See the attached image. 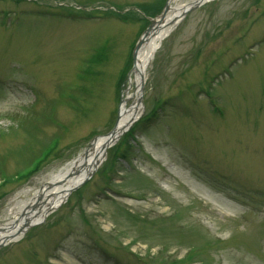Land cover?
<instances>
[{
  "label": "rangeland",
  "instance_id": "374dc122",
  "mask_svg": "<svg viewBox=\"0 0 264 264\" xmlns=\"http://www.w3.org/2000/svg\"><path fill=\"white\" fill-rule=\"evenodd\" d=\"M166 1L0 0V222L112 130L132 48ZM138 104L0 264H264V0L179 15Z\"/></svg>",
  "mask_w": 264,
  "mask_h": 264
},
{
  "label": "bare ground",
  "instance_id": "6f19581e",
  "mask_svg": "<svg viewBox=\"0 0 264 264\" xmlns=\"http://www.w3.org/2000/svg\"><path fill=\"white\" fill-rule=\"evenodd\" d=\"M176 1L168 0L166 10L151 20L147 33L135 52L132 67L127 75V84L123 88L118 106L114 133L121 131L129 119L139 114L141 110V106L137 103L139 85L141 82L144 84L147 66L161 42L173 30L174 20L191 4L197 1L206 3L212 0H189L185 3ZM109 143L113 142L109 141L107 136H98L86 149L84 157L80 153L51 172L40 188L32 191L29 200L14 199L7 217L0 222V244L17 241L21 235V226L28 223L37 224L47 209L57 206L65 197L67 190L81 181L89 172L92 162L96 159L100 160V148L107 147ZM34 201H36L34 210H28V206Z\"/></svg>",
  "mask_w": 264,
  "mask_h": 264
},
{
  "label": "water",
  "instance_id": "95a60500",
  "mask_svg": "<svg viewBox=\"0 0 264 264\" xmlns=\"http://www.w3.org/2000/svg\"><path fill=\"white\" fill-rule=\"evenodd\" d=\"M200 4H202V2H198V1L195 2V3H193V4H191V5L188 6L186 9H184L179 15H181V17H182V16L184 15V13H185L187 10L192 9V8H194V7H196V6L200 5ZM167 7H168V4H167V2H166V3L164 4V9H163L162 13L166 10ZM162 13H161V14H162ZM174 22H175V23L177 22V18L174 20ZM147 30H148V29L144 30L143 33H142V35L140 36V38L137 40V42H136V44H135V46H134L133 52H132V57H134L135 52H136L137 49L140 47V45H141V43H142V41H143V38L145 37V35H146V33H147ZM141 87H142V82L140 83L139 88H138L139 93H138L137 103H139V101H140V91H141ZM134 120H135L134 117L131 118V119H129V120H128V123L126 124V126L123 127V128L121 129V131H119L118 133H114V127H113L112 130H110L109 132H107L105 135L108 136L109 139L113 141L116 137L119 136V134H121L123 131H125V130L130 126V124H131ZM110 140H109V141H110ZM105 147H106V146L100 148V151H101L102 154L104 153ZM85 154H86V153H85ZM97 164H98V162H96V161L93 162V165H92V167H91L92 169L90 170V172L88 173V175H87L83 180H81L82 182L88 178V176L91 174V172L93 171V169L96 167ZM50 210H51V208L47 209V210L45 211V213H48ZM28 226H29V224H25V225L21 226L20 231H21V232L24 231ZM2 244H3V242H2L0 245H2Z\"/></svg>",
  "mask_w": 264,
  "mask_h": 264
}]
</instances>
